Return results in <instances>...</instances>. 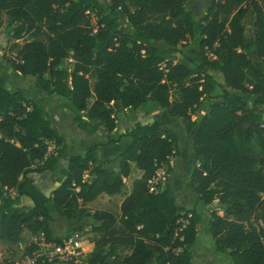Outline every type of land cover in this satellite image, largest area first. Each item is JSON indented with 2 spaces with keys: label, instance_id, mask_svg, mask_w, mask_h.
I'll return each mask as SVG.
<instances>
[{
  "label": "trees",
  "instance_id": "obj_1",
  "mask_svg": "<svg viewBox=\"0 0 264 264\" xmlns=\"http://www.w3.org/2000/svg\"><path fill=\"white\" fill-rule=\"evenodd\" d=\"M188 1L0 0V28L5 20L12 38L22 40L6 61L15 76L31 77L35 89L67 102L74 126L105 136V147L129 140L116 156L118 171L99 163L100 144L72 154L44 108L0 77V246L18 244L23 231L59 242L49 228L56 214L76 220L77 230L84 219L95 223L85 264H192L199 206L217 202L206 227L216 251L232 264H264V0H209L200 17L186 11ZM116 15L131 33L120 30ZM187 41L200 61L174 63L170 55ZM146 103L162 109L159 119L114 138L117 115ZM172 119L195 129L202 167L189 172L198 196L192 210L178 208L168 186H151L179 156ZM66 153L63 180L46 196L30 174L54 172ZM132 165L138 176L118 215H90L87 204L124 191Z\"/></svg>",
  "mask_w": 264,
  "mask_h": 264
},
{
  "label": "rangeland",
  "instance_id": "obj_2",
  "mask_svg": "<svg viewBox=\"0 0 264 264\" xmlns=\"http://www.w3.org/2000/svg\"><path fill=\"white\" fill-rule=\"evenodd\" d=\"M100 1L104 5H107V0ZM209 4V0H189L188 3L185 5V9L186 11L191 12L196 17H200L207 9ZM116 17L117 21L122 25L120 30L124 33H131L132 30L126 25H123V19H121L119 15H116ZM12 35V29H9L6 26V22L4 20L2 27L0 28V56H3L2 61H0V77L4 79L6 88L10 91L18 88H24L26 90L25 95L28 98H32L35 101L37 100L42 103V106L44 107V110L46 112V115L48 116L51 126L61 135L63 144L67 142L70 145V153H82L92 145H101V142H103L102 146H104V144L106 143L105 136H102L100 134H88L78 130L74 126L72 122L73 115H70L72 113L68 111V109L66 111L63 108L65 104L67 105V102L63 101L61 98H52L49 96L47 98V95L39 94V90L35 89L31 84V82L33 81L31 77L24 78L22 76H15L13 70H10L11 66L9 61L13 59L16 52V50L12 48V45H14L15 43H18L19 45L22 44V40L15 41L12 38ZM244 36L246 43H250L251 36L248 31L245 32ZM152 46L158 49L159 51H164L166 49V45L163 42L153 41ZM201 56V52L196 49V45L191 41H187L186 43H183L176 47L175 52L170 55V58L174 63L178 62L187 64L189 62V59L191 58L200 61ZM250 57L253 58L251 54ZM7 59L9 60L8 62H6ZM216 78L217 81H222V78L220 76H216ZM31 87L34 88L33 92L35 91V95L32 91H28V89H32ZM40 93L43 92L40 91ZM206 107V102L201 104L198 108L199 114L196 113L192 120H199L204 114ZM255 112L257 114L259 113L257 109L255 110ZM159 113V108H153L148 103H146L141 108L135 111L120 112L116 117V129L113 132V137H119L120 135L125 133V131L130 130L135 123L150 124L155 119L158 120ZM261 118L262 122H264V114L261 115ZM170 129L178 135L179 156L177 158H172L169 161L168 168L162 167L157 172L156 178L152 181L151 186L152 189H155L156 184H160L161 188H163L164 186H168L169 192L174 199L175 205L182 210H187V208L192 210L196 205L197 200H195V196L191 192L188 185V182L190 183L189 172L193 168L202 167L201 164L197 162L194 157L193 139L195 129L192 123L186 122L182 119H172ZM120 142L121 143H119L117 146L112 147V150L101 151L100 148V152H103V157H106L103 158L104 160L102 164L104 166L108 165L109 167L113 168V166L118 163L116 155H118L122 150L127 147V145L129 144V140L122 138ZM124 143H126V145H124ZM49 150L52 151L53 147H49ZM65 158L66 160L64 161L60 160L57 169L53 173L44 172L43 174H41V176L43 177L42 181L39 182L38 174H30V177L35 178L34 182L37 181V186H39V183L42 186H45L43 187L45 192L47 190L52 189L54 185L58 182L57 176L59 174V167L62 165L65 168L67 165L68 154L65 156ZM44 175H47V177ZM137 176L138 172L135 170L134 167H132L131 174L129 178L125 181L124 191L121 194L112 197H108L105 195L98 197L95 202L89 204V207H86L90 215H92L95 211H107L117 216L119 213V203L122 201L124 195L128 193V188L130 191L131 183L133 179ZM61 180H63V177H61L58 184L61 182ZM217 207V202H214L209 207L199 206L202 224L199 226L198 231L196 233L195 243L190 248V252L192 255V264H232L227 253L220 254L216 251L212 238L209 234H207L206 231V227L209 221V213L211 210H214ZM255 218L256 217L254 216L250 218L253 224H262L261 222H255ZM86 223L89 228L87 231L84 232V234L87 239H90L91 227L95 225V223L91 220V218H88L86 220Z\"/></svg>",
  "mask_w": 264,
  "mask_h": 264
},
{
  "label": "built area",
  "instance_id": "obj_3",
  "mask_svg": "<svg viewBox=\"0 0 264 264\" xmlns=\"http://www.w3.org/2000/svg\"><path fill=\"white\" fill-rule=\"evenodd\" d=\"M84 231L73 230L59 242L47 241L43 234L33 236L32 251H22L17 256H5L0 251V264H80L81 259L88 255V245Z\"/></svg>",
  "mask_w": 264,
  "mask_h": 264
},
{
  "label": "crops",
  "instance_id": "obj_4",
  "mask_svg": "<svg viewBox=\"0 0 264 264\" xmlns=\"http://www.w3.org/2000/svg\"><path fill=\"white\" fill-rule=\"evenodd\" d=\"M161 42V41H160ZM164 43V42H163ZM166 45V44H165ZM167 47V46H166ZM10 70H11V68H10ZM219 83H223L222 81H218ZM32 89H28V91H32L33 92V90H34V88L33 87H31ZM18 89H20L24 94H25V92H26V90L24 89V88H18ZM36 92H38V91H36ZM34 93V95H35V91L33 92ZM39 94H45V93H40V91H39ZM46 95V94H45ZM42 96V95H41ZM47 98H48V96H47ZM32 99V98H31ZM34 100V99H33ZM35 101V100H34ZM35 102H37L38 104H40L41 106H42V103L40 102V101H35ZM43 107V106H42ZM44 108V107H43ZM159 108V107H158ZM66 111H67V109H65ZM159 110H160V112L162 111V109L161 108H159ZM69 111V110H68ZM70 115H72V114H70ZM57 132V131H56ZM83 132V131H82ZM58 133V132H57ZM59 134V133H58ZM60 135V134H59ZM61 136V135H60ZM102 143L103 142H101V145H102ZM119 143H121V142H119ZM118 143V144H119ZM127 143V142H126ZM126 143H124V145H126ZM64 144H66V146H70L67 142L66 143H64ZM106 144V143H105ZM104 144V145H105ZM118 144H115V145H111V146H108L109 148H104L105 146H102L101 147V151L102 150H112L111 148L112 147H115V146H117ZM71 149L69 148V151H70ZM123 151V150H122ZM72 152V151H71ZM67 155V153L66 154H64L63 155V157H62V159H61V161H64V160H66V158H65V156ZM117 156V155H116ZM103 158H106V157H103V152L101 153L100 152V164H102L103 163ZM116 166H117V164L116 165H114L113 166V168L115 169V171H117V168H116ZM106 167H109L108 165H106ZM133 167V166H132ZM64 167L61 165L60 167H59V171H58V176H57V178H58V182L60 181V179H61V177H63L61 174H60V172H61V170L63 169ZM53 173V172H52ZM43 174V173H42ZM48 175V174H47ZM47 175H44V176H46L47 177ZM38 178H39V182L40 181H42L43 180V177L41 176V174H38ZM33 180H35V178L33 177L32 178ZM62 181V180H61ZM58 182L54 185V187L52 188V189H50V190H47L46 192H45V190H44V188L43 187H45V186H42L40 183H39V188L41 189V190H43L44 191V193L48 196L49 194H50V192L54 189V188H56L59 184H58ZM35 184L37 183V181H35L34 182ZM58 184V185H57ZM57 185V186H56ZM188 185H189V188H190V183L188 182ZM190 190H191V188H190ZM128 192H129V188H128ZM191 192L193 193V195L195 196L194 198H195V200H197V194H195L192 190H191ZM11 195H12V197H14V193H11ZM106 196V195H105ZM108 197H110V196H108ZM123 199V198H122ZM93 202H95V200L93 201ZM93 202H91V203H93ZM20 203H21V205L22 206H30L31 205V202L29 201V200H24V201H20ZM91 203H89V204H91ZM121 203V202H120ZM120 203H119V206H120ZM89 204H87L86 205V207H89ZM119 206H118V208H119ZM187 210H190L189 208H187ZM78 226H79V223L76 221V220H73V219H71V220H69V219H65V218H62V217H59V216H57L56 214H53L52 215V221L49 223V228H50V232H51V235H52V237L53 238H57V239H62L63 237H65L66 235H68V234H70L71 233V231H73V230H75V229H77L78 228ZM88 228H89V226L87 225V223H86V220L84 219L83 220V226H82V230L85 232V231H87L88 230ZM32 239H33V236L28 232V231H23V233H22V237H21V241L18 243V244H16V245H13V246H9V247H7V246H3V245H1L0 246V251L5 255V256H11V257H13V256H17L19 253H21L22 251H24V250H27L31 245H32ZM93 249H94V245L93 244H89L88 245V255L87 256H85V257H83L82 259H81V262H80V264H85L84 263V261H85V259H87V257L91 254V252L93 251Z\"/></svg>",
  "mask_w": 264,
  "mask_h": 264
}]
</instances>
